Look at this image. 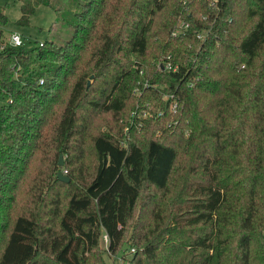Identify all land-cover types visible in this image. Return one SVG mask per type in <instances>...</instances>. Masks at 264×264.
<instances>
[{"label":"trees","instance_id":"16d2710c","mask_svg":"<svg viewBox=\"0 0 264 264\" xmlns=\"http://www.w3.org/2000/svg\"><path fill=\"white\" fill-rule=\"evenodd\" d=\"M66 5L0 39V264H264V0Z\"/></svg>","mask_w":264,"mask_h":264},{"label":"rangeland","instance_id":"374dc122","mask_svg":"<svg viewBox=\"0 0 264 264\" xmlns=\"http://www.w3.org/2000/svg\"><path fill=\"white\" fill-rule=\"evenodd\" d=\"M33 0H0V13H3L6 17V23L0 25V34L2 42H7L9 35L12 32H16L20 35L22 40V46L30 48L43 40H55L58 43L65 42L70 32L61 28V17H57L56 9H62L66 5V0H52L53 7L47 5H39L35 8V11L29 17V22L26 26H21L16 23L17 19L21 16V6L23 4L30 3ZM67 6V5H66ZM6 101V97L0 94V104ZM65 157L61 156L62 164ZM63 175L66 174V170L59 171ZM264 233V231H263ZM101 248H105L106 240L102 235L100 238ZM129 251H124L123 255L118 254L111 256L107 253L104 254V258L107 264H127V257L130 256Z\"/></svg>","mask_w":264,"mask_h":264},{"label":"built area","instance_id":"2783aa9c","mask_svg":"<svg viewBox=\"0 0 264 264\" xmlns=\"http://www.w3.org/2000/svg\"><path fill=\"white\" fill-rule=\"evenodd\" d=\"M172 34L175 35L176 34V31H173ZM5 43H8V44H10L12 46H15V47H21L22 46L21 37L16 32H12L9 35V39ZM39 44H41V42ZM170 66H171V64L169 62H165V63L161 64V68H163V69H167ZM167 96L169 98H174V95L173 94H169ZM170 107H171L172 110H175L177 108V101L175 99H172L171 104H170ZM138 115H139V118H143V117L146 116V111L145 110H142L140 112V114H138ZM138 115H136V112L135 111L132 112V116H135L136 117ZM141 122H142L141 120H138L137 125L140 126L141 125ZM103 236H104V239L106 240V236L105 235H103Z\"/></svg>","mask_w":264,"mask_h":264},{"label":"water","instance_id":"95a60500","mask_svg":"<svg viewBox=\"0 0 264 264\" xmlns=\"http://www.w3.org/2000/svg\"><path fill=\"white\" fill-rule=\"evenodd\" d=\"M91 77H93V75ZM89 83H90V80L87 81V86L89 85ZM59 165H62L61 156L59 157ZM57 178L61 181H64V182L69 181V177L67 175H63L61 172L57 173Z\"/></svg>","mask_w":264,"mask_h":264}]
</instances>
